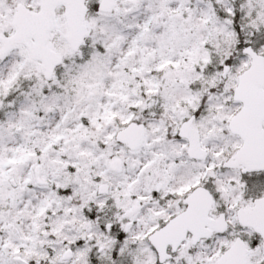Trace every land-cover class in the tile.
I'll list each match as a JSON object with an SVG mask.
<instances>
[{
    "label": "snow or ice",
    "instance_id": "1",
    "mask_svg": "<svg viewBox=\"0 0 264 264\" xmlns=\"http://www.w3.org/2000/svg\"><path fill=\"white\" fill-rule=\"evenodd\" d=\"M0 264H264V0H0Z\"/></svg>",
    "mask_w": 264,
    "mask_h": 264
}]
</instances>
